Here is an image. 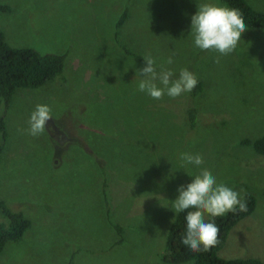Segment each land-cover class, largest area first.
I'll list each match as a JSON object with an SVG mask.
<instances>
[{"label": "rangeland", "instance_id": "rangeland-1", "mask_svg": "<svg viewBox=\"0 0 264 264\" xmlns=\"http://www.w3.org/2000/svg\"><path fill=\"white\" fill-rule=\"evenodd\" d=\"M247 1L264 12V0ZM201 3L226 6L218 0H0L11 7L0 13L11 47L51 53L64 52L62 39L71 43L65 85L52 80L18 90L8 110L0 99L7 129L0 202L30 221L0 254V264H170L161 257L176 214L172 202L204 169L241 198L251 193L257 199L218 256L264 263V157L240 144L264 135V33L246 30L228 55L202 51L190 34ZM126 5L130 21L118 31L120 43L150 54L157 72L163 65L172 79L187 68L204 83L201 95L155 100L138 91L134 79L144 66L113 37ZM162 11L178 14V27L174 38L163 29L153 40L151 21ZM188 103L197 113L194 128ZM36 105L49 106L52 119L34 137L26 130ZM185 152L201 155L202 165L182 167Z\"/></svg>", "mask_w": 264, "mask_h": 264}, {"label": "trees", "instance_id": "trees-1", "mask_svg": "<svg viewBox=\"0 0 264 264\" xmlns=\"http://www.w3.org/2000/svg\"><path fill=\"white\" fill-rule=\"evenodd\" d=\"M225 4L227 7L238 9L244 17L247 30L253 32L264 33V12L254 8L247 0H218ZM79 11H82L80 5L77 6ZM130 7L126 5L121 11V16L118 25H115L113 37L116 44L122 50V53L129 56V58L138 60L141 65L145 66V61L142 59L147 55H142L136 52L133 53L129 48L122 45L119 41V29L123 23L130 21L128 16ZM1 12H11V7L5 4L0 5ZM178 20V14L169 13L168 11H162L151 22V29L154 30L155 38L158 30L166 29L170 38H174L172 31L175 27H178L175 21ZM176 33V31H174ZM171 33V34H170ZM181 35L178 34V37ZM177 38V35H176ZM71 43L64 44L63 39L60 40V48L64 52H48L41 53L33 48L27 46L11 47L5 40L3 33L0 31V99L1 104L5 109H9L12 102L13 95L18 90L38 89L41 88L49 81H56L60 85L66 84V77L63 74L66 57L69 53L68 48ZM151 51L153 50L150 48ZM150 55V54H149ZM177 57L173 54L171 58ZM198 55L192 57L193 60ZM198 84L195 89L190 92L191 97H197L201 95L204 83L197 77ZM190 107L187 110V117L189 124L192 128L197 125L194 107ZM201 125H198L196 131H200ZM7 139V129L5 125L4 117H0V165L2 162L3 151L5 147V141ZM240 144L244 147L251 148L257 155L264 157V135L251 140L245 138L241 140ZM124 147V146H123ZM121 151V149H119ZM130 151H127L129 153ZM147 168V167H146ZM108 181L103 184V200L107 207V213H109V202L107 198ZM242 199L246 202L247 210L240 212L237 209L235 214L227 213L222 217H210L205 219L208 222L214 221L220 229L219 243L212 247L208 251L191 252L186 246L181 243L182 236L186 233V212L176 213L167 232L164 242V252L161 257L162 262L170 264H186L192 262L193 264H264L259 259L249 258L245 260H226L218 256L225 246L227 236L231 229L239 223L243 218L250 216L256 205L257 199L251 193H245ZM0 210L6 224L0 225V254L5 247L11 243L20 240L24 233L30 227V221L21 213L13 212L0 202ZM174 221V222H173ZM122 241L118 240L115 245L121 244Z\"/></svg>", "mask_w": 264, "mask_h": 264}, {"label": "clouds", "instance_id": "clouds-1", "mask_svg": "<svg viewBox=\"0 0 264 264\" xmlns=\"http://www.w3.org/2000/svg\"><path fill=\"white\" fill-rule=\"evenodd\" d=\"M246 30L243 14L238 9L227 6L201 3L196 14L191 17L190 34L194 46L202 51L231 54ZM143 60L145 66L137 70L134 80L138 79V91L146 93L152 99L161 100L165 95L174 99L192 92L198 84L195 74L187 68L180 70L177 79H172L174 73L163 65L157 72L156 61L151 55L143 57ZM166 63L172 64V58L169 57ZM51 119L52 110L49 106L36 105L30 114L27 133L34 137L43 134ZM179 159L182 167L200 166L203 163L201 155L188 152L181 153ZM178 193V198L172 202V208L175 213H187L186 233L182 236L181 243L194 253L206 252L219 243L220 229L214 221H206V215L215 218L227 213L235 214L237 209L240 212L247 210L240 193L222 182L218 183L207 169L196 175L191 183L180 186Z\"/></svg>", "mask_w": 264, "mask_h": 264}]
</instances>
